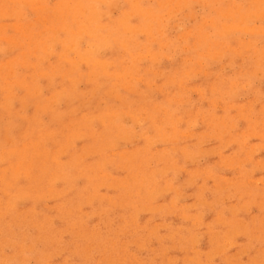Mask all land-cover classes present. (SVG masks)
Instances as JSON below:
<instances>
[{"label": "rangeland", "instance_id": "1", "mask_svg": "<svg viewBox=\"0 0 264 264\" xmlns=\"http://www.w3.org/2000/svg\"><path fill=\"white\" fill-rule=\"evenodd\" d=\"M19 1L0 264H264V0Z\"/></svg>", "mask_w": 264, "mask_h": 264}, {"label": "bare ground", "instance_id": "2", "mask_svg": "<svg viewBox=\"0 0 264 264\" xmlns=\"http://www.w3.org/2000/svg\"><path fill=\"white\" fill-rule=\"evenodd\" d=\"M17 1H18V0H17ZM26 1H27V0H25V1L23 0V2H20V1H19V3L22 5V4L25 2V4H26ZM30 1H31V0H30ZM33 2H34V1H33ZM133 2L135 3L136 1L134 0ZM133 2H132V3H133ZM30 4H31V3H30ZM90 4H91V3H90ZM22 6H23V5H22ZM88 6H89V5H88ZM90 7H91V6H90ZM90 7H89V8H90ZM136 8H137V7H136ZM79 9L81 10V7H79ZM77 10H78V9H77ZM80 10L78 11L79 13H80ZM131 10H132V9H131ZM82 11H84V10H82ZM82 11H81V13H82ZM91 11H92V10H91ZM91 11H89V12H91ZM132 13H133V12H132ZM61 16H63V15H61ZM149 17H150V16H149ZM86 18H87V17H86ZM88 18L91 19V16L89 15ZM88 18H87V19H88ZM87 21H88V20H87ZM18 25H19V23H18ZM18 25H16V26H18ZM13 27H15V26H13ZM19 27H20V26H19ZM19 27H18V28H19ZM15 28H16V27H15ZM18 28H17V29H18ZM22 29H23V28H22ZM15 30H16V29H15ZM17 31H18V30H17ZM62 31H63V30H62ZM86 31H87V30H86ZM80 32H81V31H80ZM82 32H83V31H82ZM85 33H86V32H85ZM86 34H87V33H86ZM89 34H90V33H89ZM89 34H88V35H89ZM77 36H78V37H82L79 33H77ZM89 36H90V35H89ZM91 36H93V34H91ZM25 37H26V36H25ZM104 37H105V36H104ZM106 37L108 38V36H106ZM106 37H105V38H106ZM9 38H10V37H9ZM9 38H7L8 41L10 40ZM99 38H100V37H99ZM102 38H103V37H102ZM103 39H104V38H103ZM70 40H71V39H70ZM70 40H69V41H70ZM73 40H74V39H73ZM73 40H72V41H73ZM78 40H79V39H78ZM98 40H99V39H98ZM104 40H105V39H104ZM16 42H18V41H16ZM64 42H65V41H64ZM76 42H77V39H76ZM81 42H82V41H81ZM12 43L16 44L15 41H13ZM70 43H71V42H70ZM70 43H69V45H70ZM103 43H104V42H103ZM9 44H10V46L8 47V49L10 50V47L12 46V45H11V42H9ZM71 44H72V46L70 45V47L73 48V46H75L74 42H72ZM91 44H92V43H91ZM93 44H94V43H93ZM95 44H96V43H95ZM99 44H100V43H99ZM99 44H98V45H99ZM69 45H68V47H69ZM78 45H79V44H78ZM98 45H97V46H98ZM101 46H102V45H101ZM103 46H104V45H103ZM70 47L68 48L69 50H70ZM105 47H107V46H105ZM108 47H109V46H108ZM77 48H78V46H77V47L75 46V49H77ZM94 48H97V47H94ZM94 48H93V49H94ZM73 49H74V48H73ZM75 49H74V50H75ZM93 49H91V50H93ZM91 50H90V51H91ZM76 51H77V50H75V52H76ZM90 51H89V53L92 54V52H90ZM89 53L87 52V54H89ZM95 53H97V52H95ZM65 54H66V53H65ZM79 55H80V54H79ZM89 55H90V54H89ZM64 56H65V55H64ZM86 57H87V55H86ZM86 57H85V58H86ZM82 58H83V57H82ZM87 59H88V58H87ZM7 64H8V63H7ZM7 64H6V65H7ZM11 64H12V63H9V65H11ZM9 65H8V66H9ZM106 65H108V64H106ZM62 95H63V94H62ZM59 96H61V95L59 94ZM221 124H222V123H221ZM219 126H220V125H219ZM221 126H223V125H221ZM22 172H23V171H22ZM26 173H27V172H26ZM14 174H15V173H14ZM56 181H57V180H56ZM56 181H55V182H56ZM55 182H54V183H55Z\"/></svg>", "mask_w": 264, "mask_h": 264}]
</instances>
